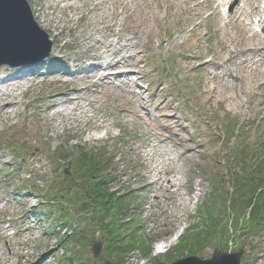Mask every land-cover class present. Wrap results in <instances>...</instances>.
I'll return each instance as SVG.
<instances>
[{
  "label": "rangeland",
  "instance_id": "obj_1",
  "mask_svg": "<svg viewBox=\"0 0 264 264\" xmlns=\"http://www.w3.org/2000/svg\"><path fill=\"white\" fill-rule=\"evenodd\" d=\"M53 2L29 0L39 28L54 39L55 52L41 63L14 73L16 78L13 83L20 85L21 89L17 96V100L21 101L20 109L13 115H5L0 110V264H32L36 261L38 264H72L66 258H76L77 242L68 243V239L59 242L60 238L65 239V232L59 226L61 222L44 216L49 208L42 205H54L53 217L68 212L71 219L69 231L76 233L82 230L87 237L95 233L93 221L83 218L86 214L80 213L77 218L73 213V195L68 190L71 186L76 188L78 183L92 186L89 180L75 173L78 167L74 163L68 166L71 160L68 154L80 147L105 163L104 170L113 175L110 187L119 192L136 190L139 203L134 204L130 197H123L129 207L123 217L126 222L135 212L149 219L143 223L142 230L147 235V241L154 242L152 255L148 258L140 250H129L126 264H154V257L162 264L168 263L165 256L156 257V244L165 241L170 247L169 241L178 230L182 234L186 230L194 232L195 227L203 230L206 226L214 228L212 221L206 219L207 215L200 212L202 207L211 206L214 216L220 217L219 223L224 228L228 227L229 232V204L231 195L236 196L233 177L245 176L258 162H254V157L261 158L264 152V89L259 84L252 88L246 84L244 75L251 73L240 66L245 57L237 58V66L232 60L222 68L226 70L230 67L237 75L239 80L234 83L228 76H225V82L219 67L207 64V61L224 59L223 53L231 42L232 48L240 43L237 46L239 50L244 49V43H262L264 52V40L255 37L252 28L247 30L235 15L226 20L220 18L216 0H197L201 8L188 14L178 10V0L162 1L163 17L167 15V21L161 22L160 26H152L159 36L158 40L146 39L144 32L139 35L141 39L134 51L139 52L144 73L133 72L132 75L141 84L134 83L133 90L144 97L149 94L150 108L146 113L150 118L156 119L151 116H158L159 110L164 109L176 115L180 125L182 140L166 129L168 134L165 135L172 137V143L166 141L156 146L154 143L161 141L149 136L148 125L141 124L143 120L113 106L112 99L94 108L88 106L87 99L102 91L99 85L93 86L94 82L90 83L92 87L89 90L83 92L84 100L76 105L77 109L83 108L78 111L80 122L76 129L71 127L72 121L52 123L54 111L48 110V106L57 102L47 100L49 96L56 93L73 95V88L78 89L85 84V80L76 83L64 80L55 84L57 78H69L68 75H78L80 71L85 73L83 75H93L91 70L95 64L106 66L113 60L119 48V34L129 41L137 38L133 34L138 28L151 29L130 23L113 30L106 28L104 33H98L94 28L90 31L91 21L99 16V13L92 12L90 0H80L77 7L55 11L54 15L63 21L55 28L50 23L53 13L49 5ZM259 2L261 0H253L254 7H259ZM189 14L191 20L188 24L186 18ZM68 17L74 19L71 25L67 24ZM121 23L124 24L123 19ZM233 29L237 31L235 39L228 36ZM90 34L94 37L88 40ZM109 44L114 46L108 53ZM134 51L128 49L123 55L129 60ZM252 53L256 56L255 52ZM129 65H134L131 60ZM32 68L39 74H23ZM113 81L117 82V79ZM115 92L118 99V91ZM229 120L236 123L232 129L231 124L228 127ZM157 127L160 124L153 122L152 129ZM106 128H110L111 133L107 134ZM90 136L96 138L91 139ZM160 145L172 151L160 149ZM12 146L20 152L17 159L11 152ZM188 148H192L193 152L186 154ZM244 153L247 154L245 164ZM66 170L69 174L65 176ZM168 170L171 173L166 176ZM158 178L167 182L173 179L177 187L168 191L167 182L153 184ZM29 186H35L36 192H32ZM57 190H67L65 195L69 196L63 199L58 193L56 201L51 202ZM211 192L218 193L209 198ZM180 193L184 194L182 199L178 196ZM243 207L233 202L230 208L235 228L236 223L242 220ZM133 224L126 231H121L123 242L136 225ZM4 231L8 238H2L6 235ZM179 239L180 236L175 241L171 240L170 250L175 251ZM239 241L245 244L246 264H251L252 259L254 262L256 257L260 258L257 264H264V236L241 231ZM216 249H221V245L217 239H212L208 246L194 255L207 259ZM156 250L159 251L158 248ZM189 253L175 252L176 260ZM172 257L175 256L172 254ZM83 259L84 264H102V261L93 258L90 246L85 248ZM73 264L77 262L73 260Z\"/></svg>",
  "mask_w": 264,
  "mask_h": 264
},
{
  "label": "bare ground",
  "instance_id": "obj_2",
  "mask_svg": "<svg viewBox=\"0 0 264 264\" xmlns=\"http://www.w3.org/2000/svg\"><path fill=\"white\" fill-rule=\"evenodd\" d=\"M52 4L49 6L51 7V13H53V18L50 20V23L55 27L58 28V26L63 22L59 17H56L55 11H63L64 9L77 7L78 2L80 0H54ZM162 1L164 0H90L89 4L92 6V12L95 11V13H99L98 17H95L94 20L91 21V27L88 29L91 31L92 28L96 30L98 33H104V29L110 28L111 30L115 29L117 26H125L126 24L134 23V26H148L151 29L144 30L143 28H138L139 30L134 33L133 35L137 38L130 39L129 41H126L123 36H120V40L117 43L119 44V48L117 49V52L114 53L113 60L107 64L106 66L95 64V66L92 67L91 71H94L93 75L87 74L83 75L82 72H78V75H68L69 78H57L56 81H54L55 84H58L59 82H65L70 83L72 81H82L85 80V84L78 89L73 88V95H68V93H56L52 96H49L47 100H52L53 102H57V104H49L48 110L54 111V116L51 118V121L53 124H56L59 120L62 122L65 121H72L71 127L73 129L77 128V124L80 122V116L78 114V111L83 110V108L77 109L76 105L79 101L84 100L83 92L89 90L90 83L94 81V78H98L99 82L98 85L100 89V92L92 96V98L87 99L88 106L94 108L96 105H99L100 103H106L109 102L112 99V104L116 108L126 111L131 116H135V118H139V120H144L141 124L149 125L151 135L155 138H158L160 141H166L168 140V137L165 135L168 131H171L178 139L182 140V131L179 129L180 125L178 124L176 115L164 112L161 113L162 110L159 112V115L156 117L157 123L160 124V127H157L155 129H152L153 119L150 118L151 122L149 123L146 120V115L140 114V110H148V96H141L138 98L134 92H133V85L134 83H138L137 79H133V72L136 74L142 75L144 73V67L141 66L140 62V56L139 52L136 50L137 43L141 39L139 36L141 32H144L146 34V39H155L158 40V34L155 32L152 26H160L161 22L167 21V15L166 17H163V5ZM197 0H178V10H183L185 13H193L196 10H199L201 6L196 2ZM232 1V2H231ZM251 1L253 0H245L244 7L242 8L241 15L245 16L247 19L249 17V12L251 8ZM194 2V4H192ZM224 4L222 5L223 8L226 6H229L231 3L233 5L236 4V1L233 2V0H223ZM264 4V0L262 1ZM233 14L236 17V13L233 12ZM231 16V15H230ZM224 18V15H223ZM123 19L124 24L121 23V20ZM73 18L68 17L66 21H68V25H71L73 22ZM191 20L190 14L187 15L186 22L189 24ZM47 21V20H46ZM242 22V21H241ZM49 23V24H50ZM244 26H248V24H245L242 22ZM226 25V24H225ZM95 26H103L102 28H97ZM254 28L261 27L264 29V21H262V18L258 20L257 24L254 23ZM87 30V31H88ZM152 30L154 32H152ZM85 32V31H84ZM112 33V31H110ZM59 36L60 33H57ZM130 36V35H128ZM228 36L232 39H235L237 36V31L233 29L232 34L228 33ZM94 35L90 34V37L88 40L93 39ZM54 42V39H53ZM136 43V44H135ZM244 43V42H243ZM239 43L234 45L232 48V42L231 45L227 48V50L223 53L224 59H220L219 62H216L214 58L207 61V64H212L219 67V70L222 71V77L225 81V76H229V78H232L233 83L234 81L239 80L237 76L233 74L232 69L229 67L226 70H223L224 64H228L232 60H235L234 64L237 66V58L239 55L242 57H245L246 59L243 61L242 65L240 63V66L243 67L246 71H249L251 75H244V80L246 81V84H248L249 87H253L257 84H259V87H262L264 89V52L260 48L259 45L256 46V51L260 52V58L256 59V56L249 59L253 49L251 46H253L251 43L247 44V48L243 51L237 49ZM114 45L109 44L108 47V53L111 52L110 48ZM55 47H53L52 52H55ZM130 49L132 52L134 51V55L129 56V60L133 62V66L129 65V60H127L126 56L123 55L124 52L128 51ZM93 59L99 60L97 57H94ZM99 62V61H98ZM96 62V63H98ZM82 66V64H79ZM31 66V65H30ZM26 67V66H25ZM23 67H16L14 69H9L7 67H3L0 70V75H5V77H0V110L5 115H13L14 112L20 109L21 101L17 100V96L20 95V85H14L13 80H15L16 77H14L15 72H20ZM39 74L35 72V70L32 68L29 71H24L23 74ZM89 73V72H87ZM245 73V72H244ZM6 78V79H5ZM20 79V78H19ZM117 79V82H114L113 80ZM45 80V79H43ZM226 82V81H225ZM141 85V84H140ZM16 87V88H15ZM18 87V88H17ZM26 87V85L24 86ZM235 88V87H231ZM118 91V99H116L117 95L115 96L116 92ZM139 93V92H138ZM79 94V95H78ZM148 99V100H147ZM143 100V103L142 101ZM47 102V101H46ZM82 111V113H84ZM61 124V123H60ZM157 126V125H156ZM162 128V129H161ZM168 129V131H166ZM107 134L111 133L110 128H106ZM91 139L96 138L95 136H90ZM161 148H167V147H161ZM187 154L192 153L193 149L188 148L186 150ZM0 159H2L0 157ZM164 180V178H162ZM161 180V178H158L154 183H158V181ZM167 182V181H165ZM163 184V183H162ZM167 186L169 191H172V189H175L177 184L174 183L173 179L168 180ZM181 197L183 194H179ZM25 201H28V199H25ZM29 203V201L27 202ZM5 236V235H4ZM180 236V232L178 231L175 235L173 240L175 241ZM164 244H161V247Z\"/></svg>",
  "mask_w": 264,
  "mask_h": 264
},
{
  "label": "trees",
  "instance_id": "obj_3",
  "mask_svg": "<svg viewBox=\"0 0 264 264\" xmlns=\"http://www.w3.org/2000/svg\"><path fill=\"white\" fill-rule=\"evenodd\" d=\"M79 161L82 163V168L85 169L88 173L89 182L93 184L95 191L91 193V198L93 201L97 202L101 207V213L99 215L100 221L103 223L106 221L112 208H117L118 214L115 216V221L112 226L106 225L105 231L108 239L107 251L111 255L122 256L129 249L136 246L135 242L138 238L132 235L131 241L127 245H122L119 243L118 238L115 236L114 232L118 227H121L122 224L119 221V216L123 213L125 206L121 202V197L116 198V193L112 192L107 186L106 180L103 175L105 174L101 163H99L94 156H91L84 148H81L79 151ZM246 157L247 154H244ZM245 160V159H244ZM247 161L245 160L243 164ZM264 158L259 159L256 165L254 166L253 171L247 172L245 176L233 177V185L235 192L245 201L248 207L251 208L249 214V221L245 224V231L248 233H255L260 231L264 233ZM112 192V193H111ZM97 195V196H96ZM241 230V229H240ZM238 231V233L240 232ZM237 232V229H236ZM238 234H236L235 240L238 242ZM212 239V236L209 233L198 232L193 237L185 236L182 238L181 242L183 243L181 250L186 249H195L202 248L204 244H207ZM185 242V243H184ZM237 245H239L237 243ZM146 254H149L148 247H145Z\"/></svg>",
  "mask_w": 264,
  "mask_h": 264
},
{
  "label": "water",
  "instance_id": "obj_4",
  "mask_svg": "<svg viewBox=\"0 0 264 264\" xmlns=\"http://www.w3.org/2000/svg\"><path fill=\"white\" fill-rule=\"evenodd\" d=\"M52 42L35 22L27 0H0V66H22L39 62L49 56ZM103 238L95 239L92 247L97 257L102 252ZM240 252L215 251L203 260L188 257L173 264H241Z\"/></svg>",
  "mask_w": 264,
  "mask_h": 264
}]
</instances>
